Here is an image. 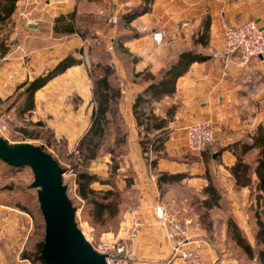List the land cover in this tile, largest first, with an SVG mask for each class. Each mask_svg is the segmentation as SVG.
Here are the masks:
<instances>
[{
	"label": "crops",
	"instance_id": "0c3cea01",
	"mask_svg": "<svg viewBox=\"0 0 264 264\" xmlns=\"http://www.w3.org/2000/svg\"><path fill=\"white\" fill-rule=\"evenodd\" d=\"M45 1L48 3L49 0ZM93 1L100 2V7H97L99 9L94 15L101 18L107 27L109 26V31L105 33L109 40L107 51L112 56V63L119 79L121 87L119 108L129 131L130 147L127 156L134 164L136 176L140 179L139 184L136 185L138 191L136 205L132 211L123 213L115 231L103 232L100 239H117L125 243L130 253V264H163L171 253L173 242L166 238L165 228L155 218L146 198L144 172L149 168L146 169V164L142 161L138 129L132 114L134 95L147 85L142 75L145 72L157 74L173 49L191 47L202 21L208 18L209 35L205 49L208 59L192 63L188 71L178 78L175 92L158 105L163 108L175 103L178 106L174 119L169 124L170 132L165 142L164 153L174 159L186 155L184 128L189 123L199 120H210L215 125L214 149L224 148L252 136L259 125H264V56L253 58L247 67H242L236 54L224 52L222 33L226 26L254 20L264 36V0H151L148 12L127 24L119 21L111 25L107 21V15H102L100 12L118 16L139 6L144 0ZM93 1L51 0L52 10L48 12L53 19L59 15L75 12L78 19L79 16L92 11L88 7ZM50 30L53 34V24ZM159 31L163 32L162 40L156 43L152 34ZM57 34L60 33L54 32V35ZM73 35L71 33L62 36ZM56 49L52 47L33 51L29 64H36V61L41 64L44 57L54 54ZM73 57L76 58L75 55ZM63 58V56L58 57L55 61ZM2 59L7 60V57L3 56ZM4 64L12 67L16 63ZM9 72L12 75L14 70ZM246 75H249V80H246ZM49 82H51L50 87L46 86L49 90L44 89L55 94V98L49 99L50 103L54 102V110L56 112L60 109L63 110L62 112L68 110L64 112V117L61 116L62 112H59L56 116L58 120L51 123L55 132H58L65 128L60 124L76 116L69 111L70 105L66 101V94L77 93L80 97H83L82 94L88 95L90 101L92 85L82 61ZM254 87L258 89L257 92H253ZM92 107L93 104L89 114ZM159 110L163 115V111ZM89 114L81 134L71 141L77 142L80 139L89 124ZM218 158L219 162L214 168L215 174H222L218 182L224 190V195L229 198L239 227L251 236L250 222H248L250 219L246 221L248 216L244 214L242 208L246 203L254 205L255 187L252 185L240 188L233 184L229 168L234 165L236 158L230 150H222ZM157 165L160 171H179L176 168L178 163L171 159L161 158ZM204 171L205 167L202 165L200 172L202 186L207 183ZM160 203L163 204L162 201ZM133 212L140 215L143 225L139 236L131 240L128 238V230ZM182 220L185 240L187 244L199 249L203 264H257L256 260H249L245 256L236 258L229 253V249H219L212 244L206 230L199 225L196 215L185 214ZM32 230L33 221L30 214L15 206L0 203V264H31L20 255L28 238L31 237Z\"/></svg>",
	"mask_w": 264,
	"mask_h": 264
},
{
	"label": "rangeland",
	"instance_id": "374dc122",
	"mask_svg": "<svg viewBox=\"0 0 264 264\" xmlns=\"http://www.w3.org/2000/svg\"><path fill=\"white\" fill-rule=\"evenodd\" d=\"M50 2L51 0H49L48 3L45 0H18L15 5L14 13L0 25V39L4 40L5 47L7 48V52L3 55L7 57V60L2 59L3 56H0V84H2V87L0 86V116L7 112H11L12 114V120L9 121V132L6 133L10 142H29L39 146L42 145L45 150L52 154L58 161L60 166L64 169L62 178L64 184L67 186L68 196L77 208L76 222L88 240L98 243L100 241V236L97 234L98 231L92 227L87 217V207L76 194L77 184L74 166L77 162L81 161L76 157L78 155L76 146L79 140L77 142L71 141L72 138H76L81 134V130H83V126L87 122L86 118L90 113L91 105H94V102L93 100L89 101L88 95L82 94L83 97H80L77 93L66 94V101L70 105L69 111L73 112L76 116L73 117L72 120L70 119L64 124H60V126L65 128L55 132L54 126L51 123L58 120L56 116L63 110L60 109L59 112H56V110H54V102H49V99L55 98L54 92H46V89L49 90L46 86L48 87L51 85V82H47V84L39 88L32 95L26 94L27 91L24 90V87L29 86L31 80L34 82L38 76H43L51 70L58 62V60L55 61L58 57H66L68 55H75L77 60H80V63L81 61L84 63L88 80H90L92 85V79L89 76V71L91 69L90 60L93 58L94 62H98L103 52L108 50L109 46L107 43H109V40L107 39L108 37L106 38L105 33L109 31V26L107 27L101 18H97L98 16L94 15L97 9H99L97 7H100V2L93 1L88 7L92 10L89 12L90 14L87 13L83 16H79L82 20H78L75 17L73 25L76 32L73 33V36H62L64 34H57L56 36L54 32L52 34L50 30L55 19L50 17V13L48 12V10L50 12L52 10V3L50 5ZM92 20H95L96 23H91ZM52 47L57 48L55 53L44 57V61L41 64H38L37 61L36 64H29L33 51ZM10 62L16 64L12 67L8 66V64H4ZM9 70H14V73L11 75ZM56 77L57 76L54 78ZM54 78L52 80H54ZM30 99L33 102V106L27 109L26 107L29 105ZM159 109L163 111L164 108L159 106ZM67 111L68 110H64V112ZM64 112L61 113L62 117H64ZM88 126L89 124H87V127ZM113 137L114 135L110 138L111 143ZM125 147V155L122 159H119V157L116 159H119L117 163L119 166L118 169H113L114 162L110 155L100 149L97 158L88 164V170L99 179V181L92 184L93 188L105 191L114 186L121 193V202L123 201L124 207H127L126 211H132V208L137 203L138 191L136 185L139 184L140 179L136 176L134 164H132L127 156L130 147L129 137ZM103 148L104 146H102V149ZM213 150V143H210L197 156L186 154L184 155L186 157L183 156L179 159H174L166 156L164 152L160 154L150 153V155H142V161L145 164L157 158L155 155L160 157L158 161L164 158L168 160L171 159L178 163L176 168H178L179 171L174 170L169 173H180L185 177L173 184L163 185L162 190H158V195L160 202L162 201L167 210L172 214H176L182 222V218L185 214L192 213L196 215V207H192L191 203L194 204V202H197V204H200L203 199V193L201 191L203 186L200 183L202 165L205 167L204 173L207 169L212 180L222 178V174L217 175L214 172L215 165L219 162V158L217 160L211 159L210 151ZM144 156H147V160ZM157 164L156 168H151V166L146 165V169L147 167L151 169V171L149 169L146 170L147 175H149V177L150 175L153 176L155 181L158 172H165L158 170ZM32 179L33 175L29 167H8L0 161V203L8 206L20 204L26 206L32 213L34 216L32 217L31 215L33 221L31 237L34 238L32 241L33 243L36 239L42 238L43 225L40 221L41 216L38 209L35 189L29 187ZM131 183H133L132 186H130ZM223 197L224 200H226L225 198L227 197ZM227 200H229V198ZM228 203L229 202L225 201L222 208H212V210H209V216L203 221L198 220L201 221L199 225L203 227L209 226L205 229L207 237L217 248L229 249V253L236 258L242 256L246 257L243 251L237 248L232 238H230V235L226 233L227 217L235 215L233 212L234 209L231 207V204L229 205ZM242 211L248 216L246 221L252 219L256 212H259L261 218L264 219V202H261L260 205L246 203ZM196 217L199 219L198 215H196ZM36 223H40L41 225L39 224L38 237L35 238ZM115 224V219L110 222L112 226H115ZM246 236L248 240L253 243L252 236L248 234ZM252 246L254 247V243Z\"/></svg>",
	"mask_w": 264,
	"mask_h": 264
},
{
	"label": "trees",
	"instance_id": "16d2710c",
	"mask_svg": "<svg viewBox=\"0 0 264 264\" xmlns=\"http://www.w3.org/2000/svg\"><path fill=\"white\" fill-rule=\"evenodd\" d=\"M17 1L0 0V25L14 13ZM150 2L151 0H144L139 6L119 14L117 16V23L120 21L127 24L134 18L148 12L150 10ZM75 17V12L57 16L54 19L53 31L60 34L75 33L76 30L73 25ZM78 20L82 19L78 18ZM209 22L208 18H204L199 32L194 38L193 45L189 48L173 49L165 65L157 74L145 72L142 75V79L147 82V85L142 91L134 95L132 114L138 129V143L143 155L164 152L165 142L170 132L169 124L173 121L178 106L175 103L166 105L163 107L162 115L158 111V105L164 98L171 96L175 92L178 78L188 71L192 63L208 59L209 56H207L205 49L208 45ZM91 23L96 22L92 20ZM6 52L7 48L5 47L4 40L0 39V56H3ZM91 59L89 76L92 79V100L94 105L90 115L89 126L80 137L76 146V150L78 151L76 157L81 162H77L74 168L77 184L76 194L87 207V217L92 227L97 229V234L100 236L103 232L115 231L118 228L127 207H124V202H121V193L114 186L105 191L93 188L92 184L99 181V179L88 170V164L97 158L101 149L110 155L114 162L113 169H118L117 163L125 155L124 149L127 145L129 131L119 108L121 87L110 52L104 51L98 62H94L93 58ZM79 63L80 60H77L72 55L64 57L45 75L38 76L26 94L32 95L55 76L62 74L69 67ZM32 106L33 102L30 99V103L26 108L30 109ZM112 135L114 137L111 143L110 138ZM40 146L45 150L42 145ZM102 146H104L103 149ZM222 150H230L236 158L234 165L229 168L233 184L240 188L254 185L255 203L260 205L261 202H264V125H259L254 134L246 140L234 142L224 148H216L210 151L211 159L217 160ZM214 154H216V157H213ZM117 157H119L118 160H116ZM155 157L157 158L146 163V165L156 168L160 157L157 155ZM144 158L147 160V156H144ZM3 164L8 167H14L4 162ZM62 171L64 172L63 168ZM156 176L157 190H162L163 185L173 184L185 177L180 173H169L166 171L158 172ZM204 178L207 183L201 189L203 193L201 203L197 204V202H194L195 205L191 203L192 207H196V215L199 216L198 220L201 221L209 216V210H212V208H222L225 201L229 202L227 198L224 200L223 188L220 186L218 180H212L207 169L204 173ZM132 185L133 183L130 186ZM228 204L230 205V202ZM14 206L27 212L30 216L32 215L26 206L20 204ZM39 213L41 216L40 221L43 225L42 238L36 239L32 243L34 238L29 237L20 255L22 259H27L32 264H44L41 258L44 240V221L40 210ZM32 217L34 216L32 215ZM114 219L116 220V224L112 226L110 222ZM250 220H252L250 221V229L254 247L252 246L253 243L248 240L247 234L239 227L234 216L227 217L226 233L230 235L237 248L240 251L242 250L249 260H256L257 264H264V219L261 218L259 212H256ZM201 221L198 222L201 223ZM39 224H35V238L38 237ZM208 227L203 228L207 229Z\"/></svg>",
	"mask_w": 264,
	"mask_h": 264
},
{
	"label": "built area",
	"instance_id": "2783aa9c",
	"mask_svg": "<svg viewBox=\"0 0 264 264\" xmlns=\"http://www.w3.org/2000/svg\"><path fill=\"white\" fill-rule=\"evenodd\" d=\"M100 14L107 15L109 24L117 23L116 14H104L103 11L100 12ZM142 29H144V27H142ZM162 35L163 32L161 31L152 34L156 43L162 40ZM222 38L224 52L236 54L242 67H247L253 58L264 56V36L257 22L254 20L226 26L223 29ZM246 80H249V75H246ZM257 91L258 89L254 87L253 92ZM11 120V112H7L0 116V136L8 141L9 139L6 133L9 132V121ZM184 133L187 154L197 156L207 145L213 143L216 135V128L210 120H199L186 125ZM144 179L146 183L144 187V189L146 188V198L149 201L152 212L161 226L165 228L166 238L170 242H173L171 253L163 264H203V257L199 249L196 246L187 244L185 240L182 221L176 214L169 212L166 207L160 203L155 178L151 175L149 177L145 170ZM142 225L143 223L140 215L137 212H133L130 228L128 230V238L131 240L137 238L141 233ZM89 242L95 250L106 254V261L108 264H130L128 247L122 241L117 239H100L98 243H94L91 240H89Z\"/></svg>",
	"mask_w": 264,
	"mask_h": 264
},
{
	"label": "water",
	"instance_id": "95a60500",
	"mask_svg": "<svg viewBox=\"0 0 264 264\" xmlns=\"http://www.w3.org/2000/svg\"><path fill=\"white\" fill-rule=\"evenodd\" d=\"M31 83L32 80L24 90ZM0 161L14 167H29L32 172L29 187L36 190L44 221L41 249L44 264H108L106 254L95 250L78 226L76 207L68 196L62 168L52 154L39 145L10 143L0 136Z\"/></svg>",
	"mask_w": 264,
	"mask_h": 264
}]
</instances>
